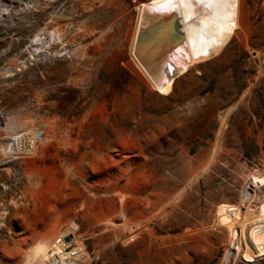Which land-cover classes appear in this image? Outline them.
I'll use <instances>...</instances> for the list:
<instances>
[{"label":"rangeland","instance_id":"374dc122","mask_svg":"<svg viewBox=\"0 0 264 264\" xmlns=\"http://www.w3.org/2000/svg\"><path fill=\"white\" fill-rule=\"evenodd\" d=\"M161 1L0 0V264H38L71 220L91 264H264L243 237L264 201V0L188 14L206 45L155 87L134 46ZM51 27L69 57L12 74Z\"/></svg>","mask_w":264,"mask_h":264},{"label":"bare ground","instance_id":"6f19581e","mask_svg":"<svg viewBox=\"0 0 264 264\" xmlns=\"http://www.w3.org/2000/svg\"><path fill=\"white\" fill-rule=\"evenodd\" d=\"M173 1L176 4L173 5ZM195 2L196 4H194ZM188 7L189 12L185 7V0H162L158 4L142 6L140 10V23L137 32L141 38L140 55L138 46H134V55L155 87H160L168 81L173 76V70L185 66L194 58L196 49L206 45L203 42L199 45L201 40L198 39H194L191 44L190 34L184 20L189 15L197 16L194 18L195 23L206 19L212 11V5L209 0H194L193 4ZM144 64L147 65V68ZM261 209L259 215L254 219L257 222L253 226L247 227L249 236L244 235L243 232L244 238H251L252 250L256 255L264 254V201ZM217 217L227 224H238L239 222L244 224L245 219L241 221L226 220L222 214H217ZM219 220L216 222L219 223ZM244 243L250 249L248 241L245 240ZM46 251L47 244L43 255Z\"/></svg>","mask_w":264,"mask_h":264},{"label":"built area","instance_id":"2783aa9c","mask_svg":"<svg viewBox=\"0 0 264 264\" xmlns=\"http://www.w3.org/2000/svg\"><path fill=\"white\" fill-rule=\"evenodd\" d=\"M72 48L63 34L56 28L37 31L29 40L25 51L13 58L9 70L19 74L28 67L51 58L69 57ZM36 137L18 134L11 137V144L25 152L35 149ZM68 237V239H65ZM130 237L129 241H133ZM92 259L86 247L85 239L79 230V223L71 220L63 224L47 243V251L38 264H91Z\"/></svg>","mask_w":264,"mask_h":264},{"label":"water","instance_id":"95a60500","mask_svg":"<svg viewBox=\"0 0 264 264\" xmlns=\"http://www.w3.org/2000/svg\"><path fill=\"white\" fill-rule=\"evenodd\" d=\"M65 239H68V237H66Z\"/></svg>","mask_w":264,"mask_h":264}]
</instances>
